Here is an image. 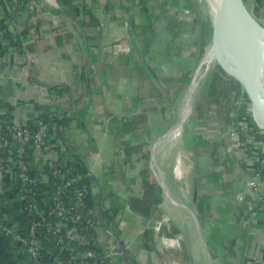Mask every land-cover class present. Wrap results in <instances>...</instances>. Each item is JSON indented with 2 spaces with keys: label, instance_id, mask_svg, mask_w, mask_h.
<instances>
[{
  "label": "crops",
  "instance_id": "crops-1",
  "mask_svg": "<svg viewBox=\"0 0 264 264\" xmlns=\"http://www.w3.org/2000/svg\"><path fill=\"white\" fill-rule=\"evenodd\" d=\"M23 1L0 0V127H46L57 113L68 117L60 125L63 141L92 172L95 209L114 211L107 237L86 233L81 240L93 248L101 240L125 246V254L108 257L110 264H264V201L250 203L246 194L254 179L263 195L264 173L227 163L223 148L234 137L209 141V131L232 129L240 100L224 127L215 102L205 104L214 72L191 86L211 46L198 47L188 14L159 8L176 0ZM250 5L257 14L264 10V0ZM195 19L207 21L202 7ZM1 20L15 43L3 38ZM257 134L255 151L264 153V132ZM22 147L11 136L0 140V264H37L15 236L28 224L13 157ZM234 151L241 160V149ZM211 165L223 167L222 176L206 171ZM149 177L155 189L148 198ZM57 238H41L50 256L63 254ZM73 255L83 259L85 247Z\"/></svg>",
  "mask_w": 264,
  "mask_h": 264
},
{
  "label": "built area",
  "instance_id": "built-area-1",
  "mask_svg": "<svg viewBox=\"0 0 264 264\" xmlns=\"http://www.w3.org/2000/svg\"><path fill=\"white\" fill-rule=\"evenodd\" d=\"M243 1L251 14L261 23L260 20L264 19V10L259 11L257 14L254 10L251 9L250 2L252 0ZM204 60L195 69L191 86H194V84L198 82V78L203 77V75H205L206 71L208 70V63L205 64ZM243 100L246 101V98H243ZM67 110V112L69 113L73 112L74 106H68ZM55 115L58 118H62L63 113H57ZM251 123L255 126L253 120ZM255 127L258 128L257 126ZM248 128L250 129V127ZM61 129L62 127L60 125H56L52 121H49L48 126L46 127L44 125L38 126L37 128L34 127L33 130H29L23 125H8L0 127V140H6L9 138V136H11L15 138L21 146H29L34 163H36L35 166L32 167L29 166L28 163L21 158V156L23 154H26L27 151L26 149H24V147H22V149L15 150L14 153H17V159L15 158V155H13V157L15 160V166H17L16 177L17 181L21 183V198H26V204L23 205V209L28 215L26 232H15V236L29 246L37 264H54L56 262L58 264H110L108 258L110 255L114 253L125 254L127 248L125 246L121 247L120 244L121 248L117 250L115 245L111 246L110 243L104 244V241L102 240L104 237H107L106 235L110 234V224H108V222H105L104 226L99 227L98 224L103 223V218L101 216L102 211L95 208L93 209V218L89 220V224L90 227L95 231V235H99L102 240L100 243H98L97 248H85V255L83 259L77 260L74 258L73 253L75 247L81 245L82 247H84L85 242H83V240L81 239L83 238L84 234L88 233L85 228L81 229L82 232H80V234H78L77 231L79 222L78 218L79 216H84L85 214L83 212V196L87 192V190L85 185L80 183V176L72 174V167L63 159V156H67L69 154V151L66 144H64V141L60 140L57 137V131ZM5 131H7L8 134H5ZM175 131H177V129H175ZM257 132L263 133V131H261L260 129L259 131L254 130V133L257 134ZM238 135H240V133L236 134V141H238L236 142V147H239V149H241L242 151L240 152L241 160L254 159L255 155L256 157H259V152H261L262 149L255 151L256 146L248 143L250 144V146L247 147H249L250 149L249 151H247V147H243V145L245 146V144L240 141ZM248 137L249 136H246V138ZM254 140L255 138L253 137V142ZM238 143H240L239 146ZM11 152L12 150H9L8 154L12 155ZM0 161L2 162V160ZM46 167L52 169V172L56 177L58 185L60 187V189L54 193L49 191L47 185L49 179L48 176L44 173ZM30 169L35 170L37 174L36 177H32L30 175ZM60 170L63 171L61 172ZM2 173L0 172V175ZM44 175H46L47 178H44ZM86 175L90 176L92 175V172L87 170ZM34 184L37 185L38 194L31 196V194H33ZM67 191L72 192L73 195L67 196ZM90 193L92 196L91 188ZM40 194L42 195L41 198L39 196ZM52 194L54 195V197L53 200L51 199V202L48 200L49 198H52ZM64 202L69 206L63 205ZM47 205L49 206V208L46 207ZM72 208H75V210H77L76 213H72ZM48 210H51V212H49ZM44 214H47L48 216H50V218L51 216H53V218L58 220L63 229L59 228L61 226L55 225V228H52L50 224H46ZM63 214H67V220H62V218H66L64 216L61 218L59 217ZM44 227H47L48 230H52V234L56 233V236H58V242L61 243L63 251L66 249L70 251V259L67 262L63 261V255L60 257L51 256L52 260L50 262H41L38 260L39 249H43L41 246V238L43 237L41 230ZM159 227L160 223H155L154 228L158 229ZM3 228H5L6 232L13 233L10 227L4 226ZM63 238H65V240ZM119 241L121 242L120 239ZM105 245L107 246L103 247Z\"/></svg>",
  "mask_w": 264,
  "mask_h": 264
},
{
  "label": "trees",
  "instance_id": "trees-1",
  "mask_svg": "<svg viewBox=\"0 0 264 264\" xmlns=\"http://www.w3.org/2000/svg\"><path fill=\"white\" fill-rule=\"evenodd\" d=\"M20 1V0H19ZM25 0L22 2V4L24 5ZM1 31H2V36L3 38L7 39L10 43L14 42L17 40L15 39V36L13 37L9 31L7 30V25L4 23L3 20H1ZM84 21V20H83ZM90 22V21H89ZM20 35H26L27 34V28H25L24 30L19 32ZM217 69L214 71L213 75L211 76V80L209 82L208 85V91H207V96L205 98V104H207L208 102V106L210 104V106L212 105V102H215V106L213 109L217 111V113H215V115H219V122L220 125H223L224 127L229 123V116H230V112L231 109L234 106V103L237 100H240V104H239V113L244 115L248 112L247 105L245 103V101L243 100V98H246V94L245 92L242 90V87L240 85V83L238 82V80H236L233 76L229 75L227 72H225L221 67H219L217 65L216 67ZM204 107L206 108V105H204ZM235 107V106H234ZM48 121H52L54 122L56 125H66V123L68 122V117L66 116H62V118H58L57 116L55 117H51V119H49ZM27 129L29 130H33V126L31 123H27L25 125ZM253 130L255 131H259L258 128L253 127ZM5 134H8L7 131H5ZM243 134V132H242ZM57 137L60 140L65 139V133H63V129L58 130L57 131ZM244 137V136H243ZM246 137V136H245ZM255 139L260 138L258 136V134L255 133L254 136ZM216 143H213V145H211V147H215ZM67 149L69 151V154L67 156H63L64 160L72 167V174L74 175H78L80 176V183L84 184L86 187L87 192L84 194L83 196V212L85 213L84 216H79L78 218V226H77V231L78 234H80V232H82V228H85V230L88 233H92L93 235H95V231L90 227L89 224V220H91L93 218V214L94 211L93 209L95 208L94 205V200L91 196L90 193V177L86 175L87 173V168L85 167V165L83 164L82 160L80 159L79 155L75 152V150L70 146V144H66ZM27 145H24V148L26 149ZM247 151H249V147H247ZM5 154L3 153V156ZM15 158L17 159V153L15 154ZM21 158L25 161L28 162L29 158L26 154H23L21 156ZM15 169L17 170V166H15ZM4 171V163L0 161V172L2 173ZM61 172L63 170H60ZM30 175L32 177H36V172L35 170H31L29 171ZM44 173L48 176V188L50 192H56L60 189L59 185H58V181L56 179V177L54 176L52 169H49L46 167ZM19 187H21V183L18 182ZM145 195H147V197L149 198L154 189H155V181L153 180L152 177H149L146 179L145 182ZM38 194L37 192V185L34 184L33 187V194H31V196ZM67 196H72V192L67 191L66 192ZM40 198L42 197V195H39ZM147 198V199H148ZM22 202L23 205L26 204V198H22ZM40 205V204H39ZM63 205L69 206L67 203H63ZM135 208V207H133ZM77 210H75V208H72V213H76ZM114 211L112 209H104L102 210V218H103V223L102 224H98L99 226H104L105 222L107 221H113V216H114ZM141 213L142 214H148L149 213V209L148 208H143L141 207ZM67 214H63L60 215L59 217H66V218H62V220L64 219H68V217L66 216ZM45 217V223L46 224H50V226L52 228H55V224L54 222L51 220L50 216H48L47 214H44ZM49 226V225H48ZM26 230L23 232L25 233ZM42 236L44 237H49L52 234V230H48L47 227L42 228L41 230ZM65 240V238H63ZM67 241V239H66ZM84 247L86 249H92V247H89V245L84 244ZM63 261L67 262L70 259V251L68 249L63 251ZM39 261L41 262H50L52 260L51 256L49 255V253L44 250V249H39ZM54 264H58L57 262Z\"/></svg>",
  "mask_w": 264,
  "mask_h": 264
},
{
  "label": "water",
  "instance_id": "water-1",
  "mask_svg": "<svg viewBox=\"0 0 264 264\" xmlns=\"http://www.w3.org/2000/svg\"><path fill=\"white\" fill-rule=\"evenodd\" d=\"M209 3V0H205ZM211 46L218 65L240 83L250 101L252 118L264 132V77L258 73L264 59V26L243 0H214ZM254 36L248 46L247 35ZM242 39V44L239 39Z\"/></svg>",
  "mask_w": 264,
  "mask_h": 264
},
{
  "label": "rangeland",
  "instance_id": "rangeland-1",
  "mask_svg": "<svg viewBox=\"0 0 264 264\" xmlns=\"http://www.w3.org/2000/svg\"><path fill=\"white\" fill-rule=\"evenodd\" d=\"M174 3H173V1L171 3L169 1H162V6H160L159 8L167 9L169 11L176 8L177 10L182 11L185 14H188L189 21L186 22V23L191 25V27L193 28L194 40H195V42L198 43V47L200 49H202V50H203V47L205 48V46L209 48L211 46V43H212L211 40H212V30L213 29H212V14H211L210 9L208 7L207 1H205V0H189V2H186L185 0H176V3H175L176 6L174 5ZM189 3H190V5H189ZM167 4H169V5L167 6ZM201 7H202V9L205 12V19L207 21H205V20L202 21V19H198V20L195 19V15L197 13L200 14ZM208 12H209L210 18L208 17ZM211 62H209L207 64L208 70L206 71L205 75H203L201 80H203L205 78L209 79L211 74L217 69L216 68L215 56H214V61H211ZM245 103L247 105V108H249L248 112L246 114H244V115H242V114L239 115V113H237V115H235L234 126H232V129L231 130L230 129L227 130L225 133H223V135H222L221 132H217L218 130L217 131L216 130L209 131L208 132L209 136H210L209 141H212V139H214V137L216 139H221V140L225 139L224 136H228L229 138H233L234 137V140H233V143H231V146L228 145L226 147L227 149H225V150L222 147L223 148L222 157H224V154H226V155L229 154L228 157L230 156L231 159L228 160L227 163L232 164V166L234 168L240 170V172H245V173L248 172V173H250L249 169L254 167L255 169L257 168V170H258L257 172L258 173L263 174L264 173V153L263 152H260V156L256 157V160L255 159H248V160L247 159H245V160L243 159V160H240L239 158H237L238 152H236L237 155L234 153L235 152L234 151V147L236 146V142H238V141H236V138H235L237 133L238 134L240 133V135H238V137H239L240 141L245 144V146L243 145L244 148H246L247 146H250V144L257 146V144H255V140L256 139L253 142V137L255 136L253 127H255L256 124L254 126L251 123L253 118H252V113H251L250 101L248 100L247 96H246ZM209 121H210V119H209ZM248 127H250V129ZM242 132H243V134H242ZM245 136H249V137L246 138ZM258 139H260V138H258ZM248 143H250V144H248ZM239 144L240 143H238V146H239ZM153 163H154V170H156L158 168V165L155 162H153ZM258 163H259V166H258ZM241 168H242L243 171H241ZM207 169H206V171L210 170L211 172H214L215 169L221 170V169H223V167H220V166H217V165L213 167V165H211ZM222 174H223V171L221 170V176H222ZM44 178H47L46 175H44ZM161 179H162V177H161ZM247 180H249V178ZM259 181H260V179H259ZM220 184H222L221 181H220ZM248 185H249V187L246 188V190H247L246 194L249 195L248 201H250V203L255 202V200L256 201H264V198H263L264 197V193H263V195H259V193H258L259 192L258 191L259 185H257V180L255 182L254 179H252V180L250 179L249 182H248ZM237 186L238 185H233L234 188H236ZM53 197H54V195L52 194V198H49V201L52 202ZM236 200H238V198ZM46 207L49 208L48 205ZM48 211L51 212V210H48ZM244 211H246V210H244Z\"/></svg>",
  "mask_w": 264,
  "mask_h": 264
},
{
  "label": "bare ground",
  "instance_id": "bare-ground-1",
  "mask_svg": "<svg viewBox=\"0 0 264 264\" xmlns=\"http://www.w3.org/2000/svg\"><path fill=\"white\" fill-rule=\"evenodd\" d=\"M207 4H208V7H209V9H210V12H211V14H212V18L215 16V3H214V0H209V3L207 2ZM247 43H248V46H251L252 45V43L254 42V36L252 35V34H249L248 33V35H247ZM261 40H262V42H263V44H264V37H262L261 38ZM239 42H241V44H242V39L240 38L239 39ZM214 51H213V48L211 47V49H210V51H209V53L206 55V57H204L205 58V64L206 63H209V62H211V60L213 59V61H214ZM212 63V62H211ZM258 73H259V75L260 76H262V77H264V59L262 60V62H261V64H260V67H259V70H258ZM200 79V78H199ZM200 84V83H199ZM198 88V87H197ZM194 90V89H193ZM190 91V90H189ZM196 91V90H195ZM193 93V92H192ZM187 112V111H186ZM263 118V120H264V116L262 117Z\"/></svg>",
  "mask_w": 264,
  "mask_h": 264
}]
</instances>
